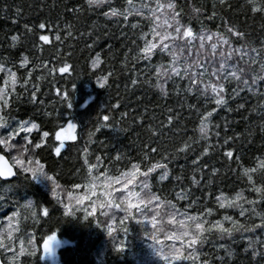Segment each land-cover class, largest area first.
I'll return each instance as SVG.
<instances>
[{
  "label": "trees",
  "instance_id": "16d2710c",
  "mask_svg": "<svg viewBox=\"0 0 264 264\" xmlns=\"http://www.w3.org/2000/svg\"><path fill=\"white\" fill-rule=\"evenodd\" d=\"M131 3L139 5L142 0H131ZM174 3L176 11L182 13L181 23L189 26L197 35L201 29L206 32H219L227 36L234 47H242L245 51L259 49L264 43V17L260 14L254 15L245 6V0H225L223 5L220 0H174ZM126 5L128 0H109L99 8L95 5L89 6L86 0H0V63L5 67L11 66L17 73L18 80L11 90L17 98L9 109L0 111V115L5 117V126L0 127V137L7 139V132L15 129L21 121L25 122L24 126L37 124L31 132H25L22 128L8 141L15 143L16 149L5 153L0 146V152L11 161V156L21 150L25 135L32 144H39L40 134L49 132L51 138H44L48 148L41 145L37 158L41 163H46L51 174L59 175L57 182L62 188L77 192L80 196L88 194L83 203L89 211L92 210V201L102 200L101 193L106 189L100 184L93 188V181L85 179L88 173L85 160L97 165L92 175L98 178L99 183L108 181V177H118L121 172H128L133 163L139 165L141 172H146L154 163H160L167 165L169 175L162 181L158 180L163 174L162 168L148 174L149 187L143 190L145 195L155 193L161 201L170 200L180 211H187L188 214H199L204 208H211L213 213L208 217L210 221L220 219L225 214L239 218L238 210L219 208L216 197L223 192L231 198L238 190H241L245 199L256 197L255 192L249 191L250 186L247 179L242 177L240 166L255 167V158L264 159V156L260 155L264 153V127L261 126L264 120L261 101L264 96L260 95L264 92V83L258 81L254 85L257 92L253 94L247 87L238 86L237 81L230 82L227 93L231 94L234 89L238 91L236 97L228 100L227 107L232 110L227 111L225 107H220L211 116L212 125L220 135L218 138L210 135L208 143L217 147L202 156L195 166L191 161L203 151V139L192 143L190 148L172 158L171 154L179 149L188 137L196 141L199 135L198 131L193 133V129L199 124L196 112L189 113L187 108L182 109V102L201 108L200 115L204 110L210 111L216 105L214 100H210L207 107H204L203 98L198 99L195 94L187 93L185 86L189 81H180L178 85L173 81L165 83L166 95L163 96L159 89L153 87L156 83L152 75L155 67L149 71L146 66L149 63L154 66L158 62L167 64L168 54L154 50L150 61L132 60L133 54L146 43L140 41L139 37L141 32H149L150 21L132 15L125 24L123 16L114 18L103 15L109 7L122 11ZM128 6L130 11L131 6ZM193 8L198 11L193 13ZM42 22L49 26L46 30L38 27ZM133 22L140 24V27L132 29ZM66 25L69 26L67 31L70 35H64ZM29 28L31 31H28ZM227 28L242 32L243 39L231 36ZM14 35L17 37L15 43L11 40ZM40 35L49 36L47 44L40 41ZM53 36H58L59 39L53 40ZM148 38L154 37L149 35ZM97 53H100L101 63L97 69H92L90 63ZM192 54L196 55L195 47ZM24 58H27L28 64L21 69L19 62ZM262 62L264 52L248 51L247 58L234 55L229 64H235L237 71L243 69L239 82L242 85L243 80L251 83L252 77L260 74ZM64 63L69 65V71L60 73L59 68ZM28 68L33 71L29 73ZM232 70L231 67L227 69ZM105 74L107 82L100 86L98 77ZM134 75L137 84L129 87ZM24 76H28L26 94L25 88L20 87L24 83ZM37 76L41 77L39 81L36 80ZM204 79L210 82L207 76ZM3 82L4 73L0 72V84ZM33 85H37V88L34 89ZM33 91L37 94L35 100L32 99ZM58 92L68 95L69 100L65 102ZM9 99L11 100L12 96H9ZM240 104L244 107H237ZM113 105L116 107L113 108ZM169 109H173V117H176L177 113L180 114V122L172 125L171 129H168L165 123ZM104 115L110 118L108 128L103 127L104 121L101 117ZM137 117L140 118L139 121ZM68 122L77 125L74 130L75 139L64 141L62 154H49L50 148L60 144L55 140V132ZM9 123L10 127L7 126ZM97 124L101 125L99 129ZM162 124H165L166 128L163 134L153 135L154 132L159 133ZM176 129L181 131L178 133ZM89 133H92L90 139ZM237 133L241 134L239 140L235 139ZM227 137L233 139L228 140ZM145 145L157 149L154 154L151 147L147 149V160H143ZM228 149L235 153L231 158L224 155ZM97 156L100 157L99 161ZM236 156L241 158L239 163L235 159ZM205 165L207 168H204ZM194 167L197 169L195 172ZM213 167L218 170L217 174H211ZM13 168L17 175L6 180L0 178V236L7 241L8 231L15 229L12 233L15 243H7L10 251L0 248V258L4 264H11L9 257L19 251L21 241L26 245L29 235L38 242V252L34 256L21 255L20 264H46L40 257L39 242L44 236L53 234L62 241L57 249L58 264H150L145 259L149 238L159 245L180 246V241L170 238L179 225H174L168 220L169 208L166 204L162 203L158 211L155 210V201L151 205L141 206L143 215L147 217L143 221L140 220L139 214L135 213V208H132L133 217L126 219L123 225L120 216L124 213L116 212V218L109 215L100 216L98 203L94 212L97 223L92 222V217L84 220L79 219L78 215L64 217L61 204L69 201L65 202V198L61 196L60 199L58 195L54 200L51 192L41 183L43 180L31 181L25 174L19 173V169ZM202 168L204 170L200 171ZM210 174L211 183H208ZM172 177L178 179L173 180ZM193 177L200 182L198 185H192ZM142 179L143 177L137 176L134 181L137 182L135 188L139 191H142L139 183ZM254 181L261 183L259 175L254 176ZM73 183L82 186L73 189ZM86 183L87 188L83 186ZM185 188L188 189L186 202L176 197V192ZM204 193L208 194L207 198ZM193 198H196L197 204L185 209V203L191 205ZM27 201H31L32 209L37 213V220L44 219L39 214L40 208L50 209L51 215L44 223H36L31 219L32 209L24 207ZM258 208L264 209V202H260ZM13 212L17 213L15 217L12 216ZM78 214L84 215L83 212ZM154 218L159 219L157 225L149 223V219ZM181 218L173 217L174 220ZM109 219L113 221L111 236L106 230ZM222 223L225 227L228 226L227 221ZM123 227H127L126 232L122 230ZM157 228L159 231L153 237L152 233ZM245 235L255 238L264 235V232L255 231ZM121 242L122 250H115L114 244ZM246 243L239 234H234L232 239L213 238L198 246L195 261L178 258L172 261V264H204L205 260L209 264H264V248L256 247L257 255L253 257V249L245 250ZM219 244H224L233 253L231 260L225 256V249L218 247ZM218 256L223 257V262L217 259ZM158 263L164 264V261L159 259Z\"/></svg>",
  "mask_w": 264,
  "mask_h": 264
},
{
  "label": "snow or ice",
  "instance_id": "6c2138e0",
  "mask_svg": "<svg viewBox=\"0 0 264 264\" xmlns=\"http://www.w3.org/2000/svg\"><path fill=\"white\" fill-rule=\"evenodd\" d=\"M109 0H86V3L89 6L95 5L99 8L101 5L108 3ZM220 3L223 5L225 0H220ZM131 6V10L129 11V6ZM128 5L121 11L115 7H109L107 11L103 13L105 17H114L118 18L123 16L125 24H127L129 20V16L135 15L138 17H142L150 21L151 28L148 33L141 32L140 33V41H146L143 47L139 48L137 53H134L132 56V60L135 61L137 59L142 61H150L154 56V50H158L160 53H167L169 59L167 64L162 62L156 63L154 66L149 63L146 67L149 71H151L152 67H155V72L152 75L156 79V83L153 85L156 89H159L160 94L166 95L165 91V83L169 81H173L177 85L180 81H189V84L185 86V91L187 93L195 94L198 99H204V107H207L210 100H214L216 107H213L208 110H204L203 114L200 115L202 111L201 108H197L195 104L188 105L186 102H182L181 108H187L189 113L195 111L198 118L199 124L196 128L193 129V133L195 134L197 131L199 135L196 137V141H193L192 137H188L186 142L180 146L175 152L171 154L172 158L175 157L179 152L184 151L191 147L192 143L198 142L203 139L205 141V146L200 155L196 156L194 160L191 161L192 165L195 166L200 161L202 156L208 154L212 149L216 148L217 145L209 144L208 140L210 135H215L217 138L219 137V131L215 130V126L212 125L211 116L213 113L217 111V108L225 107L227 111H231V108L227 107L228 100L232 97H236L238 95L237 89H234L231 94H228L226 89L228 84L232 81H237L238 86L247 87L248 91L256 94L257 89L254 85L259 81L260 83H264V62L261 63L260 66V74L254 75L251 79V83L247 80L242 81V85H240V81L243 75V69H239L237 71V66L235 64H229V61L233 59L234 55H239L241 57L247 58L248 51L256 53V52H264V43L261 44L259 49L252 48L248 51H245L242 47H234L233 44L229 41V38L219 32H206L201 29L199 34L195 33L189 26H186L181 23L182 13H178L176 11V4L174 0H166V2H161V0H142V3L139 5L132 4L131 0H128ZM245 6L255 15L260 14L264 17V0H245ZM198 10L193 8L192 12L196 13ZM40 29H47L49 26L45 23H40L38 25ZM69 26H65L66 31L64 35H70V32L67 31ZM140 24L133 22L131 24L132 29H138ZM227 27V25H226ZM28 31H31L29 28ZM55 31V30H54ZM228 33L231 36H235L239 39H243V33L239 30H233V28H227ZM149 35L154 37L155 39H149ZM40 41L45 42V44L49 41L48 35H40ZM53 40H58V36H53ZM13 43L16 42L17 37L14 35L11 37ZM91 47V45H89ZM195 47L196 55L193 56V48ZM226 50V51H225ZM211 52V56L208 53ZM186 53V54H185ZM67 55V54H66ZM219 62V67H215L214 65ZM255 59L253 60V65H255ZM101 63L100 61V53H97L92 57L90 67L92 69H97V66ZM126 63V62H125ZM28 64L27 58L20 60L19 67L23 69L25 65ZM47 61H45V65ZM231 67L232 71H227V69ZM209 68L211 69L209 71ZM29 73L33 71L32 68H28ZM53 71H55L53 69ZM69 71V65L64 63L62 67L59 68L60 73H67ZM0 72L4 73V82L0 84V111L4 109H9L11 104L14 103L17 98L15 93L11 90L18 83L17 73L12 70L11 66L5 67L3 63H0ZM143 73H141L142 78ZM207 76L209 81H205L204 77ZM41 79L40 76L36 77V80L39 81ZM24 83L20 85L21 88H25V93L27 92V84H28V76L23 77ZM100 86H104L107 82V74L101 75L97 80ZM147 83V82H146ZM137 84V78L134 75L132 80V85ZM33 88L36 89L37 85H33ZM179 91V89L177 88ZM58 94L63 96V100L67 102L69 100L68 95H64L63 93ZM260 95L264 96V92H261ZM9 96H12V99H9ZM32 99H37L36 91L32 92ZM113 108L116 105L112 106ZM239 108H243L244 105H237ZM255 111V109H251ZM173 109L168 110L167 121L165 122L168 129L172 128V125L180 122V114L177 113L176 117L171 115ZM261 114L264 115V100L261 101ZM104 128L110 127L109 116L104 115L101 117ZM140 118L137 117V121ZM24 121H21L20 124L13 129L12 131L7 132V139L0 137V146L3 147L5 153L8 150L16 149L17 145L15 143H9V140H12L13 136L19 132L23 126ZM227 124V122H225ZM5 126V117L0 115V127ZM8 127L11 126L9 123ZM261 126L264 127V120L261 122ZM37 127L36 123H30L27 125V128H24L25 132H31L32 129ZM97 129L101 127L100 124H97ZM77 128V125L71 122H68L66 125H62L59 127V130L55 132V140L59 141L60 144L56 145L49 149V154L57 153L62 154L61 149L65 147L64 141H72L75 139L73 135V130ZM166 130L165 124L161 125L159 133L154 132L153 135L163 134ZM179 133L181 130L176 129ZM92 133H89V139L91 138ZM241 134L237 133L235 139L239 140ZM45 137H50L49 132L45 131L40 134V143L32 144L28 136L25 135L23 137V144L20 146L21 150L16 152V155L11 156V161L5 158V155H0V177H13L18 173H14L13 167L19 169V173L25 174L26 178H29L31 181L37 180H45L47 184L51 185L52 192L51 195L55 200L57 198V189L60 188L58 184V180L60 179L59 175L51 174L46 167V163H41V160L37 158V153L40 150L41 145H43L46 149L48 145L45 142ZM228 140H232L233 137H227ZM151 147L150 145H145V154L143 156V160H147L148 153L147 149ZM85 153L87 149L84 150ZM157 151L155 147H151V152L154 154ZM226 157H233L235 155L232 149H228L224 152ZM264 156V153L260 154ZM97 161L100 160V157H96ZM237 163L240 161V157H235ZM85 165L87 166L88 173L85 179H90L93 181V187H95V181H97V177L92 175V171L97 165H93L85 160ZM162 168L163 174L158 177V180H164L165 176L169 175V171L167 165H162L160 163H154L151 167H148L146 172H141L139 165L133 163L131 165V169L128 172H121L118 177H108V184L105 187H110L111 184L119 183L120 188L124 190L126 195H118L114 197L112 193L116 192L115 188H112L111 191H104L101 193L103 197L102 200L92 201V210L89 211L86 206H84V201L88 198V194L86 193L84 196H73L71 192L68 193L70 199L75 200L74 205H70L69 203H62L61 207L63 209V216L71 217L74 215H78V218L81 220L88 219V217H92V222L97 223V217L94 216V212L96 211V204H99L101 209L100 216H112L117 213L113 210H119V212L124 213V215L120 216L121 225L123 222L132 218L134 213L131 210L135 207V213L139 214L140 220L143 221L147 219L142 213L141 206L151 205L153 201H155V210H159L161 208V204H166L169 208L168 220L172 222L174 225L178 224L179 227L177 231L171 234V239L174 241H180V246H170L169 251L165 253L163 250H157L155 247L153 251L157 256L160 257L161 260L164 261V264H172V261L182 258L184 260H193L195 261V257L198 255V246H202L206 241H211L213 238L221 239L228 238L232 239L234 234H239L241 237L247 242L246 249H253L252 256L255 257L257 255L256 247L264 248V235L253 238L251 235H245L246 233L251 234L255 231L264 232V209H259L258 205L260 202H264V159H260L259 157L255 158V167H243L240 166V172L243 178L247 179V184L250 186L249 191L255 192V199H245L242 195L241 190H238L231 198L225 196L223 192H220L216 197V201L219 205V208L226 209L232 208L239 211V218H234L231 215H223L220 219H216L213 221L209 220V216L213 213V209L204 208L203 212L199 214H188L187 211H180L176 205L168 200L161 201L160 198L155 193H148L145 195L144 189L149 187L148 185V174L152 173L155 169ZM207 168V165L204 166ZM203 171L204 169H199ZM193 171H197L194 167ZM235 171V169H233ZM218 170L216 168L211 169V174H217ZM211 174L208 183H211ZM259 175L261 179V183H256L254 181V176ZM143 177L142 180L139 181L142 191H128L127 186L133 185L136 177ZM173 180L178 179L177 177H172ZM192 185H198L200 182L192 178ZM82 185L73 183L71 187L73 189H78ZM85 188L88 187V184L83 185ZM188 189H181L176 192V197L180 200H184L185 202L188 200ZM205 198H207L208 194L204 193ZM118 198L120 203H116L115 200ZM129 198H134L136 203L135 205L130 202ZM122 204H126V207H122ZM197 204L196 198H193L192 204L189 205L185 203V209L193 207ZM247 205V207L245 206ZM24 207L32 209L31 201H27ZM78 212H83L84 215H79ZM39 214L44 217L43 220H37V213L34 209H32L31 219L36 223H44L48 217L51 215L50 209L40 208ZM155 214V213H154ZM17 215L16 212L12 213V216L15 217ZM182 217L179 220H174L173 217ZM255 220V222H253ZM222 221H227L228 226L225 227ZM113 221L111 219L108 220L107 233L111 236L113 234L112 228ZM149 223L156 225L157 221L155 219H149ZM143 224H141V228L143 229ZM122 230L126 232L127 227H123ZM15 229L8 231V240L5 241L3 236H0V248L5 251H10L7 248V243H15L12 238V233ZM159 231L157 228L153 231L152 236L156 235V232ZM147 235V233H145ZM54 239L53 235H47L43 237V243L39 245V248H42V252L40 255H44L45 253L50 252V242ZM37 246L38 242L34 240V238L29 235L26 241V245L23 241L20 242V248L18 252H15L12 256L9 257L11 264H20L19 257L21 255L34 256L37 254ZM219 248L225 249V256L231 260L233 253L225 247L224 244H219ZM114 249L119 251L122 250V242L114 244ZM187 254H184V252ZM218 260L223 262V257H217ZM198 264V262H196ZM204 264H209L207 260L204 261Z\"/></svg>",
  "mask_w": 264,
  "mask_h": 264
},
{
  "label": "rangeland",
  "instance_id": "374dc122",
  "mask_svg": "<svg viewBox=\"0 0 264 264\" xmlns=\"http://www.w3.org/2000/svg\"><path fill=\"white\" fill-rule=\"evenodd\" d=\"M162 2H165V0L162 1ZM153 39H155V38H153ZM208 55L211 56L210 53H208ZM215 65H214L215 67H219V62L217 61V63ZM23 128H27V126H23ZM73 135H74V130H73ZM41 183L43 184L44 188L47 191L52 192V188H51L50 184L48 185L45 180H43V182L41 181ZM136 183L134 182L133 185H128L127 186L128 191H135V192H138V193L141 192V190L139 191V189L135 188L136 187ZM98 184H100L103 187V189L105 188L106 191H111L112 188H115L116 192L112 193V195L114 197H117L118 195H121V194L126 195L124 190L120 188L119 183H114V184H111L110 187H105V185L108 184V181L105 180L102 183H99V181H95V186L98 185ZM92 186H93V182L91 183V187ZM92 191H93V189L91 190V192ZM69 192H71V191L68 190V189L62 188L61 186H60L59 189H57V195L59 196V198L62 199L61 196H63L65 198L64 201L65 202L69 201V204L71 205V204L75 203V200L69 198V195H68ZM71 193L73 194L74 197L75 196H80L79 193H77V192H71ZM129 199H130V202L135 205V203H136L135 199L134 198H129ZM115 202L116 203H120L118 198L115 200ZM133 208H135V207H133ZM114 212L120 213L119 210H115ZM117 216H118L117 214L116 215H112L113 218H116ZM154 219H156V221L159 220L158 218H154ZM157 224H158V222H157ZM12 228H13V224H12ZM149 239H150L149 240L150 242H149V246H148V249H147V252H146L145 259L150 264H159L158 262H159L160 257L155 254V252L153 251V248L151 246L155 247L157 250H163L165 253L168 252V249L170 248V246L159 245V244L153 242V240L151 238H149ZM61 243H62L61 240H59L56 237H54V239H53V250L48 252V253H45L44 255H40V257L43 259V261L46 264H58L57 263V249L61 245Z\"/></svg>",
  "mask_w": 264,
  "mask_h": 264
},
{
  "label": "water",
  "instance_id": "95a60500",
  "mask_svg": "<svg viewBox=\"0 0 264 264\" xmlns=\"http://www.w3.org/2000/svg\"><path fill=\"white\" fill-rule=\"evenodd\" d=\"M0 155H4L3 153L0 152ZM5 158L8 160V158L5 156ZM13 171H14V168H13ZM1 179L3 180H6V179H10L11 177H0ZM43 243V239L39 242V245ZM52 247H53V241L50 242V251L52 250ZM40 249V252H42V248H39ZM0 264H4L0 258Z\"/></svg>",
  "mask_w": 264,
  "mask_h": 264
}]
</instances>
